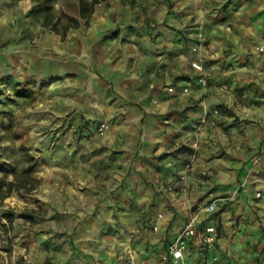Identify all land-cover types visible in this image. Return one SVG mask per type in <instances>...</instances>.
I'll return each instance as SVG.
<instances>
[{"label":"clouds","instance_id":"obj_1","mask_svg":"<svg viewBox=\"0 0 264 264\" xmlns=\"http://www.w3.org/2000/svg\"><path fill=\"white\" fill-rule=\"evenodd\" d=\"M0 264H264V0H0Z\"/></svg>","mask_w":264,"mask_h":264}]
</instances>
